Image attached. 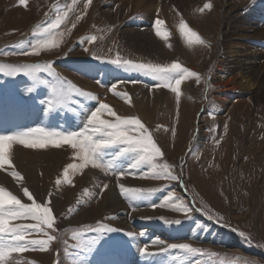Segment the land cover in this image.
<instances>
[{"label":"rangeland","instance_id":"rangeland-1","mask_svg":"<svg viewBox=\"0 0 264 264\" xmlns=\"http://www.w3.org/2000/svg\"><path fill=\"white\" fill-rule=\"evenodd\" d=\"M222 1L189 0L174 10L160 0H149V11L125 13L127 8H120L119 0H92L91 4L87 0H27L26 5L0 0V64L6 66V72L11 65L41 66L31 75L0 73V135L29 129L80 132L90 112L103 102L119 116L139 118L163 153L154 161L155 170L168 166V172L181 177L173 181L152 176V164L134 152L123 151L126 146L103 149L99 166L89 163L73 169L70 165L84 163L79 149L67 144L33 149L13 142L12 165L0 169V187L28 204L32 200L24 195L27 188L37 203L50 206L54 227L32 230L26 236L47 239L53 235L56 239L47 250L27 246L16 252L10 249L19 245L4 235L0 246L5 255L0 264H103L107 257L147 264L155 258L160 264H264V87L250 89L240 102L229 98L223 108L207 105L206 97L209 89L216 87L210 75L219 59L220 33L234 28L235 37L249 42L260 27L257 23H261L258 18L264 5L256 2L254 9L248 10L254 1L229 0L230 6L220 9ZM204 2L212 8L201 11ZM156 19L164 22L160 27L170 33L167 39L155 34ZM262 19L264 22V15ZM56 21L59 24L51 35L41 34V26ZM181 21L204 43L189 45L179 31ZM131 28L149 31L156 45L126 37L125 31ZM45 39L54 40L55 46L41 48L38 54H16ZM117 57L163 66L178 62L199 77L184 74L177 99L171 89L155 87L158 82L152 77L106 62ZM49 62H53L55 75L42 70ZM82 63L93 65L95 73H83L78 67ZM259 66H253V80ZM220 76L213 83L224 82V74ZM61 81L94 94L96 99L73 95L72 102H63L69 85L61 87ZM113 84L121 95L114 94ZM154 93L159 98L155 99ZM133 102L143 103L146 111H139ZM102 118L114 120L107 112ZM94 138L101 137L97 134ZM129 167L149 175L118 177L119 171ZM14 172L22 179L17 180ZM128 182L129 187L125 186ZM120 184L154 191L129 199L122 195ZM134 207L144 213H133ZM177 220L181 222L175 223ZM11 223L24 226L36 221L21 217ZM147 223L164 227L159 246L150 247L146 241L142 229ZM101 225L120 231L100 235L97 243L84 247L80 234L91 238L95 234L86 228ZM173 243H189L200 251L168 249ZM145 246L156 254H141L139 249Z\"/></svg>","mask_w":264,"mask_h":264},{"label":"snow or ice","instance_id":"snow-or-ice-1","mask_svg":"<svg viewBox=\"0 0 264 264\" xmlns=\"http://www.w3.org/2000/svg\"><path fill=\"white\" fill-rule=\"evenodd\" d=\"M92 0H87V4H91ZM20 5H26L27 0H18ZM87 4L85 7H87ZM211 3H205L201 11L204 9H211ZM164 22L160 19H156L153 22V28L155 34L158 37L167 39L170 33L163 31L161 25ZM59 21L55 23L47 24V26H41L42 35H51L53 30L57 28ZM75 27V25H73ZM179 31L182 36L185 37L189 45L193 43L203 44L204 40L201 36L190 29L188 25L181 21L179 25ZM62 35V34H61ZM95 40L96 37H91ZM54 40H40L36 45L32 46L30 49H21L16 54L17 55H28L31 53L38 54L39 50L44 47L55 46ZM100 59L99 57H95ZM119 68L128 71L141 72L144 75L150 76L153 80L158 83L155 87H160L171 89L172 92L176 93L177 99H179L181 92V82L186 79L184 74L188 77H199V74L189 70L188 68L182 66L178 62H173L167 66L148 64V63H134L131 60L121 61L119 57L114 60L106 61ZM53 62H49L43 65L42 70L55 75L54 70L51 67ZM11 70L5 71L6 66L0 64V73L6 76L19 75L23 73L25 75H31L35 68H40V65H11L8 66ZM67 83L69 86L67 91L63 93V102H72V96H87L95 100L96 96L92 93L84 92L82 89L77 88L75 85H71L70 82L61 81V87ZM131 83H136V81H131ZM116 84L112 85V90L115 95H121L115 92ZM127 98V95L124 94ZM130 102V101H129ZM49 107H51V102H49ZM83 107V105H81ZM107 112L114 120L102 118V113ZM39 133V135H37ZM97 134L101 138H94ZM13 142H18L29 148H46L49 144L55 147H60L61 144L70 145L73 149H79L78 155L83 159V164L81 165H70L71 168L76 169L77 167H84L89 163L94 166H99L97 161H100L99 154L103 149L114 147V146H126L123 151L136 153L142 161L152 164L153 171L150 173L154 177L164 176L170 180H179L181 177L171 174L167 171L168 166H160V170L156 171V165L154 163L156 157L162 156L161 148L154 142L152 135L149 133L148 128L139 118L136 117H122L117 115L108 104L103 102L99 103V106L90 112L87 117V123L80 132H45L43 129H29L21 133H13L11 135H0V169L5 168V166H11L12 161L10 159V149ZM131 174L135 175H149V173H138L134 171L131 167L125 170H121L118 173V177ZM14 176L17 180L22 179L19 172H14ZM59 183V181H57ZM122 195H126L129 199H134L135 197L143 193H151L154 190L140 189V188H125L123 184L119 185ZM107 188V185H104ZM24 195L27 196L32 203H23L16 195L11 191H8L4 187H0V238L4 235H8L11 241L15 242L18 247L10 249V251L21 252L24 251L27 246H32L33 248H39L41 250H47L49 243L56 239L53 235H47V239H28L26 234L32 230H37L43 232L45 228L52 229L55 223V215L52 208L48 205H42L35 201L32 193L29 189H23ZM152 207H156L155 204ZM185 211H190V209L185 208ZM31 218L35 220L36 223L32 225H14L11 221L14 218ZM181 221L177 220L175 223L179 224ZM113 231H120L119 229L112 228L110 226L101 225L97 228H91L90 226L86 228V232L94 233L95 235L91 238L86 237L85 233H81L80 236L83 238V246L94 245L98 242L100 235L107 234ZM24 233V234H21ZM129 237H134L132 232L126 233ZM143 235V233H141ZM243 235V233H241ZM168 249H179L187 253H198L200 249L193 247L189 243H173L168 245ZM168 249H161L160 251H167ZM139 251L143 255L152 256L156 253L149 252L147 246L140 248ZM5 250L0 246V261L4 259ZM57 264L59 262L57 261Z\"/></svg>","mask_w":264,"mask_h":264},{"label":"bare ground","instance_id":"bare-ground-1","mask_svg":"<svg viewBox=\"0 0 264 264\" xmlns=\"http://www.w3.org/2000/svg\"><path fill=\"white\" fill-rule=\"evenodd\" d=\"M160 1L162 4H166V6H169L170 8L176 10L177 8H180L181 5L187 3L189 0H160ZM252 1L251 2L253 4L248 10L254 9V7L252 6H255L256 2H260L264 5V0H252ZM119 2L121 6L120 8H124V9L125 7L127 8L125 13H129L130 11H133L135 13L136 12H139V13L146 12V11H149L151 8L150 6L151 4L148 5L149 0H119ZM224 6L226 8L229 7L230 1L229 0L222 1L220 9H222V7ZM262 10H261L262 13L261 15H259V18H258L261 23H257L258 26L260 27L256 28L255 31L250 35L249 42L246 41L247 39L245 40V39H240V37H235L234 28L233 30H230L229 33H226V32L220 33L218 47L216 49V55L219 57V59H217L218 61L215 64V69L214 71H212L210 75V78L212 79L211 82L213 85L216 84L215 85L216 87L213 89H209L207 96H206L207 105H214L216 107L223 108V105H225V103L228 102L229 98H233L237 102H240L241 98L245 96L246 93L250 89H253V88L256 90L263 89L262 87H264V22H262L263 21L262 18L264 15V10L263 11ZM218 25H221V22H218ZM148 33L149 31L140 32L139 29L137 28H131V29H127L124 34L126 37L128 36L130 39L132 38L131 39L132 41H135L138 43L144 42V44L147 43L151 47L152 45L155 46L156 44H154L155 43L154 39L151 38V36ZM256 63L258 64L260 63V66L258 67V71L256 70V73H257L256 78L255 80H253L250 73L252 71H255L253 66L256 65ZM78 67L83 73H86L88 75H93L96 71L93 65L89 63L88 64L82 63ZM104 73L106 74L105 71H103V74ZM108 73L112 74L111 71H108ZM220 74H224L225 81L224 82L221 81L219 83H216L215 81V83H213L214 80H220V77H221ZM183 86L184 88H187L188 84L184 83ZM155 93H154L155 99L159 98V96L156 95ZM133 104L134 106H138L137 108H139L138 109L139 111H143V112L146 111V110L144 111L143 103L140 105H137V103L133 102ZM192 140L193 139H191V141ZM130 184L131 183L128 182L125 186L129 187ZM134 209L135 211H133V213L135 214L136 213L138 214V212L142 213L144 211V209L142 210V209H139L138 207H134ZM142 232L146 234V238H147L146 241L149 242L150 247L157 246L158 244H160V240H161L160 238L165 236L164 227L159 226L158 224H155V223L154 224L147 223L142 229ZM174 235H177V234H174ZM102 261H103V264H147L145 262L136 263V261H131V260H129V262H124L114 257H107V258L102 259ZM148 263L149 264H160L159 262H157L156 258L151 260Z\"/></svg>","mask_w":264,"mask_h":264}]
</instances>
